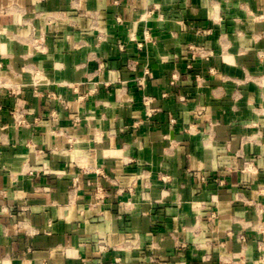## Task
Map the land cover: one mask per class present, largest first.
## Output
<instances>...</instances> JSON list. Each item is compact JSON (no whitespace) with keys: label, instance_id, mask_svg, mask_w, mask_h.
Segmentation results:
<instances>
[{"label":"crops","instance_id":"0c3cea01","mask_svg":"<svg viewBox=\"0 0 264 264\" xmlns=\"http://www.w3.org/2000/svg\"><path fill=\"white\" fill-rule=\"evenodd\" d=\"M0 104V264H264V0H0Z\"/></svg>","mask_w":264,"mask_h":264},{"label":"built area","instance_id":"2783aa9c","mask_svg":"<svg viewBox=\"0 0 264 264\" xmlns=\"http://www.w3.org/2000/svg\"><path fill=\"white\" fill-rule=\"evenodd\" d=\"M263 17V16H262ZM197 33L199 34H208L210 33V30H205V29H197ZM143 43H139L140 46H142ZM121 49L123 50L124 49V45H121L120 46ZM190 49L193 51L192 55H191V59L192 60H195V59H198V58H208L209 56L212 55V50H209L201 45H191L190 46ZM187 67L189 69H192V63H189L187 65ZM211 72H215V69L214 68H211L210 69ZM178 77V73H174L172 75V85H177L175 84L176 83V79ZM195 77H196V80L199 81L202 79L201 75L197 72H195ZM140 83L142 84V82L140 81ZM17 94V91L14 90V89H10L9 91V95L10 97H14L15 95ZM163 96H167V93H163ZM182 98V97H181ZM150 101H151V98L149 97H145L144 98V104L149 108V104H150ZM0 108H1V104H0ZM155 111L154 108H149L148 110V113L149 115H152V113ZM10 116L12 117L13 119V123H14V126L16 127H31L32 125H34L37 121H38V117H36L33 121L30 120L29 118V112L27 109L25 108H10ZM55 116V113L52 114V117ZM2 130L6 128V125H2L1 126ZM69 141L70 142H74V138L73 136L70 135L69 137ZM36 171V169H33L32 167H29L28 168V173L30 174H33L34 172ZM203 179V178H201ZM220 183H223V180H219ZM75 184H73V186L75 187ZM260 262L264 263V255H262L259 259ZM87 264V263H86Z\"/></svg>","mask_w":264,"mask_h":264}]
</instances>
